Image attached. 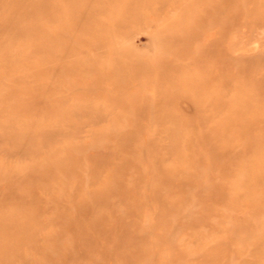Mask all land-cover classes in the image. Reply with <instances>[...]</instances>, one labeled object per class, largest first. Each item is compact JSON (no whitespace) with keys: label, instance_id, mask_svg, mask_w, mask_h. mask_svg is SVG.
<instances>
[{"label":"rangeland","instance_id":"obj_1","mask_svg":"<svg viewBox=\"0 0 264 264\" xmlns=\"http://www.w3.org/2000/svg\"><path fill=\"white\" fill-rule=\"evenodd\" d=\"M10 217L0 264H264V0H0Z\"/></svg>","mask_w":264,"mask_h":264},{"label":"bare ground","instance_id":"obj_2","mask_svg":"<svg viewBox=\"0 0 264 264\" xmlns=\"http://www.w3.org/2000/svg\"><path fill=\"white\" fill-rule=\"evenodd\" d=\"M36 33H37V31H36ZM188 81H190V80H188ZM162 96H163V98H166V99H167L166 96L171 97V95H169V94H162ZM27 128H29V127L27 126ZM28 131H29V129H25V132H28ZM10 133L12 135H14L13 130ZM9 219H10L9 223H4L2 228L4 229V231H7V230L12 231V235H11L12 238L9 239V240L5 239V240L1 241V243H0V253L1 254H6L7 252H9V250L12 248V246L15 244V242L20 240L21 233H22V228L19 229V225L15 221V218L14 217H10Z\"/></svg>","mask_w":264,"mask_h":264}]
</instances>
